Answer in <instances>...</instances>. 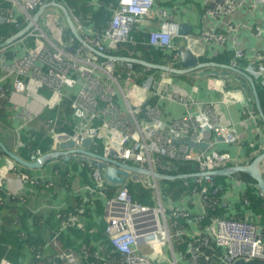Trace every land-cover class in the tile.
<instances>
[{"label":"built area","instance_id":"built-area-1","mask_svg":"<svg viewBox=\"0 0 264 264\" xmlns=\"http://www.w3.org/2000/svg\"><path fill=\"white\" fill-rule=\"evenodd\" d=\"M2 1L10 6L0 8L1 23L12 22L16 28H21L22 19L26 26L31 22H34V26L8 46L0 47V74L6 73L5 78H0V95L5 96L9 88L17 93H24L30 86H46L51 97H42L44 104L54 107L64 98H69L72 101L74 117L79 121L75 133L68 134L60 131L54 120H48L47 128L53 139L51 146L69 140L79 149L83 148L84 140L89 138L91 142L88 147L94 145L102 150L99 155L123 163H134L153 171H156L157 154L195 160L200 163L198 173L217 169L220 162L218 155L206 154L207 151L195 152L187 144L188 141L196 144L207 143L210 148L214 144L215 129L216 143L220 137L225 138L228 130L218 129V119L216 118L215 123L214 114L210 118H204V114L201 115L203 118L190 115L169 125L159 123L155 120L158 110L154 100L165 97L161 82L169 79L158 82L154 75H150L143 83L139 82L141 75L135 72V63H122L124 61L117 60L113 54L123 45H137L133 36L134 28L145 19L153 17L156 11L162 23L150 33L145 44L155 49H171L172 61L176 63L180 60V48L175 46L176 38L180 37L179 27L170 21L164 9H155V0H119L107 26L101 30L86 25L81 19L73 16L76 32L81 40L73 33V37L69 38L64 46L60 45V41L52 40L40 23V17L35 20V14L40 8L48 3H57L56 0ZM252 1L264 5V0ZM245 3V0H222L218 6L209 9L208 14L213 17L230 14ZM255 33L262 36L264 30L258 28ZM203 38L220 45L227 41L225 34L217 31L204 32ZM187 40L191 49V45L200 44L198 38L187 37ZM246 58L245 52L237 49L230 66L241 70L242 61ZM245 69L264 90V52L256 53L254 60L249 62ZM123 70L127 72L124 78L119 74ZM8 78L13 81L6 85ZM229 94L225 93V97L226 101L231 102L233 99ZM100 101H103L105 106L99 107ZM247 108L248 106L247 113L257 121L256 111ZM262 111L264 114V106ZM24 117H30L28 122H31L37 115L30 113ZM99 121L102 122L101 126H95ZM225 142L230 140L226 139ZM41 156L42 151L37 150L31 155V160L34 162ZM260 170L264 175V160L260 164ZM213 177H195L197 183L201 185L206 182L209 187L190 191L191 197L200 199L205 213L225 205L221 187L215 183ZM92 178L94 184L87 187L88 193L91 196H108L105 235L121 256V261L116 264H180L173 249L174 238L179 239L190 234L197 238L187 250L191 258L184 256L183 259L192 264H201V257H205L207 261L210 259L204 255V249L216 250V264H234L241 259L264 261V231L254 222L217 217L216 228L212 230L211 227L202 226L204 212L193 215L188 210L173 205L167 208L165 200L167 201L168 197L162 194L158 181L153 178H144L142 182L145 187L155 192L154 207L135 203L127 187L110 193L111 186L104 177V171L98 167L92 166ZM260 195L264 197L262 193ZM87 200L88 198L84 203ZM244 203L247 204L248 200L244 199ZM84 212L85 209L81 206L78 214ZM179 218H185L186 225L173 233L171 227H174V222L171 219ZM192 225L201 226L200 230H193ZM81 226L77 215L63 219L60 232L46 243L45 248L58 246L62 230ZM165 245L170 246L172 259H165L162 251ZM36 257L39 258V255ZM56 257L60 260L59 264H81L84 257L101 259L98 252L92 253L88 249L80 254L60 251ZM159 258L163 262L158 263ZM0 264L15 263L2 260ZM106 264L115 263L108 261Z\"/></svg>","mask_w":264,"mask_h":264},{"label":"crops","instance_id":"crops-1","mask_svg":"<svg viewBox=\"0 0 264 264\" xmlns=\"http://www.w3.org/2000/svg\"><path fill=\"white\" fill-rule=\"evenodd\" d=\"M76 1L58 0L57 4L60 6L48 3L50 5L39 16L41 20L50 7L57 9V14L60 16L58 23L63 35L59 40L62 46L69 38L73 37V32L67 14L61 6L66 7L74 24L72 6ZM245 1V5L241 8L219 17L209 15L208 11L218 6L222 0H155L154 5L155 9H164L170 21L176 23L178 27L186 25L191 28L185 35L179 33L180 37L176 38L175 46L180 50H190L200 63L207 64L201 69L186 74L147 67V72L150 70L149 72L153 74L146 73L149 76L154 75L158 82L169 79L161 82L165 97L154 100L158 110L155 120L169 125L190 115L203 118L201 115L204 114V118L207 116L210 118L214 114L215 123L216 118L218 119L216 123L218 129L228 130L225 138H219L216 143L215 129L213 132L214 144L210 148L208 147L206 152L209 155L219 156V169L249 164L252 157L257 156L258 152H262V146H264V122L257 108L252 85L246 78L225 68V66H230L237 49H242L247 57L241 64V70L244 72H246L245 67L249 62L254 60L255 54L264 52V34L257 36L255 33L258 28L264 30V5L255 4L252 0ZM88 5L90 8L98 10L105 7L112 9L118 4L114 5L111 0H91ZM161 23L162 20L155 11L153 17L145 19L133 31L138 46L129 44L134 47L132 55H121V52L125 50L121 46L116 52V56L138 58L154 65L181 69V58L176 63L173 62L171 49H156L158 53L154 56L149 50L151 47L145 44L149 40L150 33L158 29ZM47 30L46 28V32ZM207 31L225 34L227 41L224 45L206 41L203 38V33ZM48 35L50 34L48 33ZM187 37L200 39V44L191 45V49ZM139 46H144L147 54L139 51L137 49ZM143 76L145 73L141 75V77ZM5 77L6 73L0 74V78ZM12 81V78H8L5 83L8 85ZM38 88L30 86L24 93H17L9 88L7 94L9 99L5 105L4 117H0L1 143L6 150L31 162H33L31 155L37 150L26 152L25 156L28 159L24 158L20 153L22 152L21 136L35 128L43 130L46 137L49 135L52 139L47 128V118L51 115L52 109L44 104L42 97L38 95ZM225 93H230L229 95L233 99L231 102L226 101ZM247 106V109L252 108L251 110L256 111L257 121L251 118L249 112L247 113ZM30 113L37 115V118L28 122L30 117L25 118L24 116ZM75 119L73 116L72 121L77 122L76 126H78L79 121ZM226 139H229L230 142H225ZM69 143V140H63L58 145L51 146L52 139L48 145L49 149L47 152H42V156L53 151L64 152L68 156V153L75 149V145ZM88 145L90 143L86 145V149L92 151ZM193 150L198 153L202 152L197 148ZM4 152L5 154L0 152V190H5L10 199L11 193V196L14 197L8 207H0V215L9 220L7 222L9 227L6 230L13 233L16 231L28 233L30 236H34L33 240L37 237L38 241L44 243L50 239L58 224H60L61 230L63 219L77 215L82 226L61 231L60 249L62 252L71 251L80 254L81 249L84 248L104 247L105 241L107 242L104 235L108 196L101 194L91 196L88 193L87 187L94 184L91 176V163L87 165L84 163V161L88 162L87 160L78 159L76 157L79 155L75 157L74 153H69L68 158L66 155H62L44 163L41 168L31 169L11 158L5 150ZM218 176L220 177L218 182L223 187L222 201L225 204L222 206L224 207L222 217L243 219L263 225L264 215L259 212L258 208L250 201L249 204L244 203L250 190L255 195L261 194L254 180L241 172ZM142 179L144 177L140 178V180ZM86 198L88 200L84 203ZM81 206L85 212L78 214ZM174 206L188 210L193 215L204 212L198 197L189 196L183 202L177 201ZM58 211H60L59 214ZM209 214L210 212H204L202 226L211 227L214 230L217 217L211 219ZM38 215L40 219H38ZM20 224L25 229L24 231L18 230L17 226ZM192 227L193 230L198 231L201 226L192 225ZM188 237L193 238L192 234ZM36 247L34 246V248ZM164 247H167V251H164ZM164 247L162 251L165 259H172L173 254L170 246L165 245ZM188 248L189 246L187 250ZM173 249L180 264H186V260H182L184 254L177 251L174 242ZM53 251V249H48L46 253L49 256ZM21 261L27 262L25 259Z\"/></svg>","mask_w":264,"mask_h":264},{"label":"trees","instance_id":"trees-1","mask_svg":"<svg viewBox=\"0 0 264 264\" xmlns=\"http://www.w3.org/2000/svg\"><path fill=\"white\" fill-rule=\"evenodd\" d=\"M58 0H56L57 2ZM91 0H77L75 5L72 6L74 16L81 19L86 25L93 26L94 28H97L99 30L104 29L112 14L113 9L115 8H100L98 10L90 8L88 5V2ZM114 5H117L119 0H111ZM10 6L9 3L4 2L0 0V8L3 9L4 7ZM22 26L21 28H16L15 25L12 22H5L1 23L0 21V38L2 39L1 42L5 41V39L10 38L17 32H19L23 27L26 26V24L21 19ZM138 25H136L137 27ZM135 27V28H136ZM134 28V30H135ZM133 30V31H134ZM135 38V34H133ZM0 42V43H1ZM138 46V45H137ZM125 50L121 52V55L131 56V52L133 51L134 47L126 44L123 45ZM144 46H139L137 48L139 51L144 52L147 54V51L143 48ZM150 51H152V54L155 56V54L158 53V49L155 48H149ZM148 50V51H149ZM114 55H117L116 52H113ZM125 63V62H122ZM134 70L136 73L142 75L145 73V76L139 78V82H144L147 78L150 76L147 74V67L141 64L135 63ZM144 72V73H143ZM147 72V73H146ZM119 74L124 78L127 76L126 70L120 71ZM258 95L260 98L261 105L264 106V90L259 86V84L256 83ZM38 90V95L44 98L51 97L48 88L46 86H41ZM9 92V91H8ZM8 94V93H7ZM1 96L0 95V117H4L5 113V105L8 102L9 97L7 96ZM105 106L103 101H100L99 107ZM51 115L48 116L47 120H54L58 126V129L60 131L67 132L68 134H73L77 130V122H73V116H74V109L72 108V101L69 98H64V100L58 104L57 106L50 107ZM76 120V119H75ZM102 122H97L94 125L95 126H101ZM29 133L21 136V142H22V152L21 155L26 158L25 153L27 152H35L36 150L41 149L42 152H47L49 143L52 142V139L49 135L46 137V133L43 130H37L35 128L31 129ZM93 147V148H92ZM91 147V150L94 153H101V150L94 145ZM0 152L4 153V150L0 146ZM28 159V158H26ZM155 159L157 161V165L155 167V170L161 174L165 175H180V174H195L200 171V163L195 160H185L182 158H172L164 155L157 154L155 155ZM253 159V157H252ZM85 164H89L90 162H85ZM219 168V164L217 166ZM215 180V183H217L221 187V193L223 192L222 185L218 182L219 176L213 177ZM158 184L160 187V190L163 195L167 196V201L165 200V206L168 208L171 205L174 206V204L177 201H183L187 197L190 196L191 189H200L203 187H209V185L206 184V182H203L201 185L197 183L194 179V177H189L185 179H177V180H158ZM127 189L131 193L133 197V201L137 204L148 206V207H154L156 205V198H155V192L151 188L145 187L142 181H136V180H129L127 184ZM117 188L111 187L109 189L110 193L113 194ZM211 189V188H210ZM12 199L9 198V195L5 192V190H0V207H8ZM245 200H248L258 208L259 212L264 215V197L261 195H255L251 190L246 195ZM222 209L224 207L218 206L217 210L210 211L209 217L211 216V219H214L216 217H222ZM58 214L60 211L57 212ZM56 213V215H57ZM2 217V218H1ZM4 216L0 215V261L2 260H8L15 264L21 263L23 259L27 261V264H59L60 260H57L56 256L60 251V239L58 246L56 248H45L46 243L50 242L53 238V236L60 232V224H58L57 229L55 232L51 235L50 239L45 241L41 246L32 247V244H28L25 241V238H28L27 236H21V234L27 235L24 232L16 231V233L10 232L6 230L8 226L7 218H3ZM38 219H40L39 215L37 216ZM172 222H174V227H171V230L173 233H176L181 230L183 226L186 225V219L185 218H179V219H171ZM35 221V220H34ZM37 224V223H36ZM257 224V223H256ZM19 225L18 230L24 231L25 229ZM259 225V224H258ZM259 227L264 231V224L259 225ZM197 237H193L190 239L188 236L182 237V238H174L175 248L177 251L184 254L185 258L190 259L191 254L187 253V247L194 242V240ZM104 239L106 244H104V247L95 248V249H88L84 248L81 249V251L88 249L92 253L98 252L100 254L101 259H96L94 257L86 258L84 257L83 262L81 264H106V262L110 261L111 263L120 262L121 256L119 253H117L114 249V247L109 242L106 235H104ZM177 239V240H176ZM36 245V244H35ZM48 249H53V253L51 255H47L46 251ZM29 252H28V251ZM204 255L209 256V260H205V257L199 258V262L201 264H216V250L210 251L207 249H204ZM39 255V258L36 256ZM28 259V260H27ZM186 259V260H187ZM185 260V259H183ZM264 262V261H262ZM183 263V262H182ZM186 264H192L190 261H185Z\"/></svg>","mask_w":264,"mask_h":264},{"label":"water","instance_id":"water-1","mask_svg":"<svg viewBox=\"0 0 264 264\" xmlns=\"http://www.w3.org/2000/svg\"><path fill=\"white\" fill-rule=\"evenodd\" d=\"M57 6H60L57 3H54ZM50 4H47L46 6H43L42 8L39 9L38 13L35 16V20H38L39 16L43 14V12H45L46 8L49 6ZM66 14H67V18L70 22V26L72 29V32L74 33V35L81 40L80 36L78 35V33L76 32V28L72 22L71 16L68 13V10L66 9L65 6H61ZM34 26V22L29 23L25 28H23L22 30H20L19 32H17L16 34H14L13 36H11L10 38H8L7 40L2 41V39L0 38V47H4V46H8L9 44H11L12 42H14L16 39H18L20 36H22L23 34H25L26 32H28L32 27ZM191 30V28L189 26L186 25H181L179 27V33L182 35L187 34L189 31ZM181 54V69H171L167 66H163V65H154L150 62L138 59V58H131V57H115L117 60H121V61H126V62H131V63H137V64H141L144 65L146 67H151V68H160L166 71H171L177 74H186V73H190L194 70H198L201 69L205 66H207V64H203L200 63L198 58L193 54V52H191L188 49H183L180 51ZM225 68L229 69L230 71L236 72L237 74H239L240 77H244L246 78L252 85L253 88V93L256 99V103H257V108L260 112V115L263 119L264 122V114L262 111V106H261V102H260V98L258 95V91H257V87H256V83L254 81V79L249 76L246 72L231 67V66H225ZM221 139V137H220ZM91 142V140L85 139L84 140V146L83 148H79V149H74L73 151L69 152V153H74V156L76 157L77 155L80 156V158H87V161L91 163L92 166L98 167L99 169L104 171V177L106 179V181L112 186V187H118V186H127L129 180L133 179L138 181L140 177H150L153 178L154 180H177V179H185V178H189V177H197V176H205V175H213V176H218V175H232L235 173H245L247 175H249L254 182L256 183V185L258 186V188L260 189L261 193L264 196V175L262 174L261 170H260V164L261 162L264 160V151L260 154H258L257 156H255L249 164L247 165H234V166H230V167H226V168H217L215 170H212L210 172H204V173H195V174H180V175H165V174H161L159 172L153 171L149 168H142L139 167L137 165H133V164H128V163H123L120 162L118 160H114L111 159L109 157H105L102 155H99L97 153H94L90 150L85 149L86 145L89 144ZM71 145H74L73 141H70ZM187 144L191 147V148H197L200 149L202 151H206L209 147V145L207 143H202V144H196L192 141H188ZM0 146L9 154V156L11 158H13L14 160H16L17 162H19L20 164H22L23 166H26L28 168L31 169H35V168H41L42 165L54 158L60 157V156H67V153L64 152H48L46 154H44L43 156H41L38 160L31 162V161H26L24 159H22L20 156L6 150V148L4 147V145L1 143L0 141ZM68 153V156H69ZM68 156L66 158H68ZM152 236L149 237V239H151ZM234 264H264V262L262 261H258V260H252V261H245V260H237L234 262Z\"/></svg>","mask_w":264,"mask_h":264},{"label":"rangeland","instance_id":"rangeland-1","mask_svg":"<svg viewBox=\"0 0 264 264\" xmlns=\"http://www.w3.org/2000/svg\"><path fill=\"white\" fill-rule=\"evenodd\" d=\"M57 13H58L57 12V9H54V7H50V10H48V12H46L44 14L43 18L40 20V23L45 28L48 29L47 32L50 34L49 36L52 38V40L55 39V40H58L59 41L60 38H62L63 35H62L61 30H60V24L58 23L60 16H58ZM149 74H153V73L152 72L151 73L149 72ZM0 132H1V128H0ZM262 147H263V150H262V152H263L264 151V146H262ZM51 151H53V150H51ZM76 158L80 159L79 156H77ZM81 159L85 160L84 158H81ZM37 183H38V181H37ZM11 195H12V193L10 194V197H11V199H13L14 197L11 196ZM8 221L9 220H7V222ZM13 224H15V223H13ZM32 224H35V223H32ZM8 226H9V224H8ZM18 227H19V225L17 226V228ZM21 236H27L28 238H25V241L28 244L31 243L32 244V247L38 246V248H39V246H41L43 244L42 241H38L37 237H35V240H33V237L34 236H30L28 233H27V235L21 234ZM163 249H164V251H167V247H164ZM169 256H171V255H169ZM157 262L160 263V262H163V260L161 258H159L157 260Z\"/></svg>","mask_w":264,"mask_h":264},{"label":"clouds","instance_id":"clouds-1","mask_svg":"<svg viewBox=\"0 0 264 264\" xmlns=\"http://www.w3.org/2000/svg\"><path fill=\"white\" fill-rule=\"evenodd\" d=\"M181 51V50H180ZM193 142V141H192ZM195 143V142H194ZM85 149H86V147H85ZM194 149V148H193ZM208 150V149H207ZM206 150V151H207ZM85 160H87V158H84ZM128 164H133V165H136V164H134V163H128ZM141 178V177H140ZM140 178H139V180L138 181H142V180H140ZM144 178H150V177H144ZM195 178V177H194ZM158 181V180H157ZM110 185V184H109ZM111 186V185H110ZM112 187V186H111ZM121 187H126V186H118V187H116L117 189L115 190V191H117L119 188H121Z\"/></svg>","mask_w":264,"mask_h":264}]
</instances>
